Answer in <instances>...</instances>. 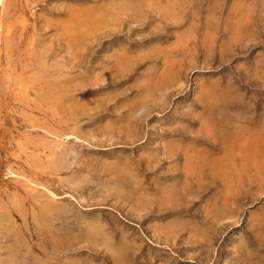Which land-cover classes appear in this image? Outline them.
I'll list each match as a JSON object with an SVG mask.
<instances>
[{
  "label": "rangeland",
  "instance_id": "rangeland-1",
  "mask_svg": "<svg viewBox=\"0 0 264 264\" xmlns=\"http://www.w3.org/2000/svg\"><path fill=\"white\" fill-rule=\"evenodd\" d=\"M0 264H264V0H1Z\"/></svg>",
  "mask_w": 264,
  "mask_h": 264
},
{
  "label": "bare ground",
  "instance_id": "bare-ground-1",
  "mask_svg": "<svg viewBox=\"0 0 264 264\" xmlns=\"http://www.w3.org/2000/svg\"><path fill=\"white\" fill-rule=\"evenodd\" d=\"M1 1V0H0Z\"/></svg>",
  "mask_w": 264,
  "mask_h": 264
}]
</instances>
